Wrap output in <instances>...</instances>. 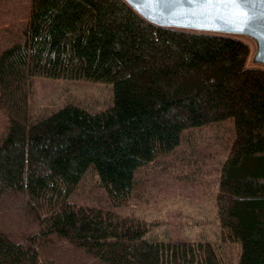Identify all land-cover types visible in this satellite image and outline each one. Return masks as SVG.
I'll use <instances>...</instances> for the list:
<instances>
[{
  "label": "trees",
  "instance_id": "obj_1",
  "mask_svg": "<svg viewBox=\"0 0 264 264\" xmlns=\"http://www.w3.org/2000/svg\"><path fill=\"white\" fill-rule=\"evenodd\" d=\"M249 56L241 38L158 27L123 0H30L0 51V264H264V68ZM37 76L107 83L111 103L35 116ZM227 123L210 172L218 243L156 239L120 213L139 168ZM89 168L105 205L70 200Z\"/></svg>",
  "mask_w": 264,
  "mask_h": 264
},
{
  "label": "rangeland",
  "instance_id": "obj_2",
  "mask_svg": "<svg viewBox=\"0 0 264 264\" xmlns=\"http://www.w3.org/2000/svg\"><path fill=\"white\" fill-rule=\"evenodd\" d=\"M30 0H0V51L15 40L27 22ZM250 46L253 44L241 37ZM112 100L111 86L86 79L34 77L29 103L35 116L48 115L66 103L90 112L105 109ZM8 121L0 111V141ZM222 126V125H221ZM194 130L181 151L157 157L135 172V184L128 202L118 210L122 215L146 219L150 236L156 239L202 240L218 243L214 170L220 150L231 133L230 124ZM187 154V156L182 155ZM76 204L105 205L98 176L91 168L70 197Z\"/></svg>",
  "mask_w": 264,
  "mask_h": 264
},
{
  "label": "water",
  "instance_id": "obj_3",
  "mask_svg": "<svg viewBox=\"0 0 264 264\" xmlns=\"http://www.w3.org/2000/svg\"><path fill=\"white\" fill-rule=\"evenodd\" d=\"M123 1L142 19L158 27L246 38L254 47L250 66L264 68V0H240L246 17L226 0Z\"/></svg>",
  "mask_w": 264,
  "mask_h": 264
},
{
  "label": "snow or ice",
  "instance_id": "obj_4",
  "mask_svg": "<svg viewBox=\"0 0 264 264\" xmlns=\"http://www.w3.org/2000/svg\"><path fill=\"white\" fill-rule=\"evenodd\" d=\"M206 3H214V2H225V0H205ZM227 3L233 5L237 10L238 14L246 17V13L242 10L240 5V0H226ZM239 27V26H238ZM242 30V29H241Z\"/></svg>",
  "mask_w": 264,
  "mask_h": 264
}]
</instances>
